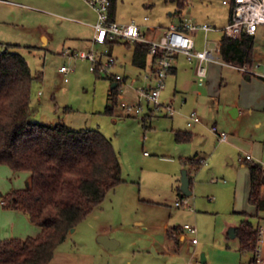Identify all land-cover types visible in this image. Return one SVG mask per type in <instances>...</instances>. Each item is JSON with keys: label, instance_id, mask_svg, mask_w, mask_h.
<instances>
[{"label": "rangeland", "instance_id": "1", "mask_svg": "<svg viewBox=\"0 0 264 264\" xmlns=\"http://www.w3.org/2000/svg\"><path fill=\"white\" fill-rule=\"evenodd\" d=\"M18 1L22 3L0 0V43L16 45L14 50L25 58L32 75L40 76L31 85V120L61 123L74 130L98 129L111 139L126 179L121 186L109 190L103 201L67 233L48 264H176L178 260L165 254L170 252L166 247L169 242L161 224L169 217L172 218L169 224L194 226L199 246L207 242L213 247L220 246L222 233L215 235L213 225L219 227L223 215L227 221L238 217L232 213V185L238 167H243L239 157L244 156L245 147L262 145L260 161L253 160L264 167V111L234 116L230 112L232 107L222 103L226 99L220 98L237 94V86L221 88L215 94L206 88L207 76L202 86H198L191 69L196 61L191 63L179 55L177 73L167 75L160 95V101L171 103L175 112L166 115L155 111L146 124L142 123L147 109L145 102H142L144 113L136 116L124 114L118 102L121 99L137 102L138 88L147 83L142 79L146 68L131 64L133 42L119 41L113 44L111 52L124 65L115 64L109 72L119 74L124 81L120 85L121 95L113 104L114 112L108 113L106 107L113 103L109 97L110 80L105 77L109 72L96 75L89 60L73 54L90 49L100 53L106 49L104 44L90 41L92 27L80 23L73 13L55 3L48 6L36 0ZM230 3L231 0H186L181 5L179 0H116L114 15L118 23L134 20L141 24L146 16L145 24L163 31L171 22L189 18L196 23L222 27L229 20ZM44 6L49 8L43 9ZM215 35L209 33L207 38ZM203 36L201 32L195 36L196 49L203 48ZM254 37V56L261 64L255 67V60L251 68L264 72V24L258 25ZM61 65L70 68L67 75L59 71ZM194 110L202 123L188 128L185 117ZM172 121L176 128L185 127L195 133L190 142L180 144V155L171 149ZM213 125L224 131L229 140L219 142L209 130ZM234 143L240 146L239 151ZM196 152L203 155L205 162H201L198 170L189 171L193 191L184 197L192 208L190 211L188 206L174 205L180 197L175 187L187 167L182 160ZM242 170L238 171L240 177ZM29 175V171H14L0 164V240L35 236L39 232L25 213L2 203L8 193L26 186ZM237 195L240 201L248 202L242 189ZM197 213L202 214L196 218ZM185 234L186 240H190L192 236L186 231ZM100 235L109 236L117 245L112 247L110 243L108 247L101 242ZM161 242H167L166 248L159 249L164 254L157 256L152 246L160 247ZM198 245L192 251L187 250L186 262L192 256L195 264H200V255L207 249L200 250ZM241 260L246 263L243 257Z\"/></svg>", "mask_w": 264, "mask_h": 264}, {"label": "trees", "instance_id": "2", "mask_svg": "<svg viewBox=\"0 0 264 264\" xmlns=\"http://www.w3.org/2000/svg\"><path fill=\"white\" fill-rule=\"evenodd\" d=\"M186 0H179L183 5ZM116 0H110L113 19ZM255 34L238 38L222 35L219 56L236 66H252ZM130 41L115 38L111 43ZM16 45L0 43V164L14 171H29L23 189H15L2 200L4 206L20 210L39 227L35 236L0 240V264H48L67 233L98 206L105 194L123 181L118 154L110 139L98 129L74 130L61 123L31 120V85L35 78ZM133 63L146 68L148 47L133 42ZM100 75L98 70H94ZM246 76L249 73L243 72ZM116 86L106 112L117 103ZM145 119V117L143 118ZM191 133L176 131L175 140L186 142ZM184 166L198 170L199 158H184ZM248 201L264 210V167L248 162ZM183 196V195H182ZM241 250L254 253L258 227L243 219L234 229ZM203 264H206L205 262ZM252 264V263H250Z\"/></svg>", "mask_w": 264, "mask_h": 264}, {"label": "crops", "instance_id": "3", "mask_svg": "<svg viewBox=\"0 0 264 264\" xmlns=\"http://www.w3.org/2000/svg\"><path fill=\"white\" fill-rule=\"evenodd\" d=\"M4 1L10 2L13 4H19V5L22 3V2H19L18 0H4ZM36 1H38V3H43L44 5H48V6L51 4L53 5V3H55V5L60 7V8H66L70 13H73L75 15V19H77V21H79L80 23L83 22L86 25H89L92 27L93 32L90 36L91 37L90 41L92 40V35L94 33L93 24L96 20V14H95L94 10L86 3L85 0H36ZM48 6H44L43 9L49 8ZM144 17H146V16H144ZM144 17H143V21L145 22L147 20V18L145 19ZM113 20L116 21L115 15L113 16ZM130 21H134V20H130ZM130 21H128V22H130ZM184 21H190L192 23H196V22H193L190 18L184 19V20L182 19L176 23H173V22H171V23L181 24ZM134 22H136V21H134ZM144 22H142V24L139 22L138 23L136 22V23L139 25L140 30L148 38L154 39V38L158 37L163 32V30L156 29V26L147 25ZM196 24H200V23H196ZM210 26L212 27V29L209 30L207 32V34L201 29H197V30H194L191 32L194 39H195V36L197 35L198 32H201L204 34L203 39H202V45H203L202 47H204L205 34H206V36H208L209 33H216V35L214 37H212L211 39H208L209 44L211 46L215 43H219L220 38L223 35L222 34L220 36L219 33L221 32V29L224 26H222V27H218L216 25H210ZM256 32H257V30H256ZM42 35H44L43 37L45 38V40H47L48 36L46 35V33L44 32V33H42ZM114 43H111L110 41H108L105 44V46H106V48H108V51L110 54H112L111 50L113 48ZM199 45L201 46V43ZM179 55L185 56L182 53L174 54L173 66H172L169 74L174 75L177 73L178 67L176 65H177V57ZM133 56H134V47L132 48V51H131V64L133 66L139 68L138 66H136L133 63ZM255 60H256V58L254 56L253 62ZM190 62L192 63V61H190ZM256 64H258V66H260L261 63L259 60H256ZM256 64H255V67H258V66H256ZM123 65H124V62H122L121 60L117 61V66L122 67ZM206 66H208V69H207V77L208 78H207V84H206V88L208 89V91L214 90L213 93L216 94V92H217V94H218V92L221 88L234 89V87L237 86V94L236 93L233 94L235 96H233V95L228 96L226 94L227 95L226 97L220 98V99H226L222 103H223V105L226 104V105L232 107L230 112H232V114L234 116L241 117V116L250 114L254 111H257V110L258 111H264V76L261 75V74H264V72L254 71L253 72L254 74H250V75L246 76L241 70H239L237 68L236 65L226 63V62L222 61L221 58L219 61H209V62L205 63V67ZM250 67H253V66H250ZM180 68L182 70L184 68V66H181ZM139 69H144V68H139ZM191 69H192L193 77L196 78L197 85L202 86V85H199L197 82V77L195 74V68L192 67ZM105 77L109 78V80H110V89H109V92H110L111 88L114 87V83H116V82L113 80L111 75H106ZM196 94L199 95L200 90L197 91ZM137 97H138V94H137ZM228 101H230V102H228ZM113 112H114V109L112 110V113ZM150 119H151V116H146L145 119H143V118L141 119V122L145 123V122L149 121ZM187 120H188V117L187 118L185 117V125L188 128L192 127L194 124L202 123V120L200 118V122H196V123H193L191 126H188ZM173 125H174V121H172V123H171V129H170L171 133L169 134V138L171 137L170 140H171V144H172L171 149H173V151L175 152L176 155H180L179 153H181V151H182L180 144L190 142L191 139L193 138V136H195V133L191 129H187L185 127L182 129L176 128ZM192 129H196V128H192ZM209 130L212 131L211 127ZM176 131H185L187 133H191L192 138L186 142H177L175 140V132ZM212 132L215 133L217 140L219 142H226L229 140V137L227 134H226L227 137L225 140L219 139V137H218L219 134L221 132H224V131H218V129H217L216 132H214V131H212ZM110 141H111V139H110ZM233 145L238 146L237 143L236 144L234 143ZM239 147L240 146H238V151H239V149H241ZM245 148L246 149H244V153H245L244 156L239 157V160L242 161V163H243L242 164L243 167H241V168L238 167V169H237L238 171H239V169H243L241 172V177L238 175V171H237V176H234V182L232 185L233 193H234L233 202H232L233 203L232 204L233 205V208H232L233 212L232 213L237 214L238 217H234L233 220L227 221L226 220L227 217H225L223 215L222 216L223 218H220L219 227H216L215 224L213 225V231H214L215 235L222 233L221 238H222L223 243L221 245L219 244L220 246H217V247H213V246L209 245L208 242L204 245L201 244L199 246L198 245L199 241L197 240V243L193 244L190 242L189 239H188V241L186 240L185 231L181 229V226H179L178 224H169V223H171L170 221L172 219L171 217H169L165 222H163V224H161V226L165 228L164 234H165V237L168 238L169 245L167 242H163V243L161 242L160 247H157L154 244L152 246V250L157 256L164 254V252L160 251L159 249L162 250V249L167 247L168 250L170 251V252L165 251L166 252L165 254L167 256H169L170 258L173 257L174 260L175 259L178 260V263H176V264H186L185 258H186V255L188 253L187 250L192 251L195 248H197V247H195V245H198L199 247H201V248H199L200 250L207 249L206 251H204L206 264H243V262H241L242 257H243V259L246 260V263H244V264H250L251 263L253 253L245 251V250H241L240 243L234 234V229L239 224V222L241 220L247 219V218L250 219V221H252L255 226H257V227L263 226L264 227V210L257 211L255 205L251 204L249 201L248 202H244L242 200L240 201L237 193L239 192L240 189H242V193L244 194V192H246V197L248 199L250 181H249V170H248L247 163L248 162H254L253 159L260 161V159L262 157V145H260V147H258V148H257V146H248ZM248 153H250L251 157H252V160H250V161L244 159L245 155ZM192 157L204 158L203 155L198 153V152H196L194 155H192ZM187 158H190V157H187ZM244 166L246 167L247 171H246V169H244ZM185 169L187 170V175L189 178V190H190L189 195H191L192 191H193V182H192V179L190 177L189 171L192 170L193 168L190 166H187V167H185ZM125 181H126V179L123 177V181H121L120 183L115 185L116 187H114V188L121 186V183H124ZM221 182L225 183L224 180ZM114 188H112V189H114ZM175 192H176V195H178L180 197H182V195L185 196L180 189V184L175 187ZM186 196H188V195H186ZM174 205H175V202H174ZM175 206L176 207H182V208L188 206L187 209L190 211L192 210L191 207L189 206V203H187V205H181V206L175 205ZM201 214L197 213L196 218ZM253 218H254V220H253ZM205 219H206V217H205ZM39 230L40 229L38 227V231ZM101 236L102 235H100L99 238ZM103 236H105L107 238V240H106L108 242L107 246L110 243H112V245H113L112 247H115L117 245L118 242L115 241L114 239H111L107 235H103ZM205 236H206V234H205ZM165 243H167L166 247L164 246ZM171 251H173V252H171ZM207 259H209L208 260L209 262H207ZM171 264H173V263H171Z\"/></svg>", "mask_w": 264, "mask_h": 264}, {"label": "built area", "instance_id": "4", "mask_svg": "<svg viewBox=\"0 0 264 264\" xmlns=\"http://www.w3.org/2000/svg\"><path fill=\"white\" fill-rule=\"evenodd\" d=\"M86 3L94 10L96 20L93 24L94 33L92 42L98 44H106L115 38L127 40L131 42L144 43L148 47V61L146 72L142 76L146 80V85L138 88L137 102H129L124 99L119 100V107L126 115H140L144 113L143 104L147 105L146 112L142 118L152 116L155 111L163 112L166 115H172L175 112L171 103L160 101L161 91L165 87V79L173 66V56L176 53L185 55L188 61H196L195 74L197 82L202 85L207 76L205 63L209 61H219V43L210 45L206 36L207 32L212 29L209 24H196L190 21H184L181 24H169L168 27L156 38H148L141 30L139 25L134 22H122L110 18L109 7L110 0H85ZM230 15L228 22L221 29L223 35L230 38H238L243 33L254 34L258 25L264 24V0H231ZM145 19L147 17H144ZM201 29L206 34L204 37V47L202 49L195 48V41L192 31ZM76 57L87 59L91 62L92 70H98L100 73H108L109 69L117 64V59L109 53L108 48L103 52L95 53L91 49L88 51H79L73 53ZM258 66V64H256ZM242 72L254 74L251 67L247 65L237 66ZM70 68L61 65L59 71L67 75ZM113 80L116 82V96L121 95V82L124 79L119 74L109 72ZM264 76V74H261ZM68 80L67 77L64 78ZM187 125L200 122L197 112L191 111L188 114ZM211 130L216 132L215 125L211 126ZM220 140H225L227 135L224 132L219 134ZM245 160H252L250 154H246ZM200 162H205L204 158H199ZM187 199L182 196L177 198L175 205H187ZM192 209V208H191ZM182 230L188 232L192 237L190 242L197 243L196 228L185 223ZM196 261L191 256L186 264H195ZM198 263H200V258ZM252 264H264V227L258 226V239L255 247Z\"/></svg>", "mask_w": 264, "mask_h": 264}, {"label": "water", "instance_id": "5", "mask_svg": "<svg viewBox=\"0 0 264 264\" xmlns=\"http://www.w3.org/2000/svg\"><path fill=\"white\" fill-rule=\"evenodd\" d=\"M116 85V83H114V86ZM180 189L182 191V193L184 195H189L190 194V190H189V178L187 175V170L183 169L181 172V177H180ZM70 231H73V228L70 229ZM100 240L107 245V238L105 236H101ZM205 262V255L204 253H201L200 255V263L203 264Z\"/></svg>", "mask_w": 264, "mask_h": 264}]
</instances>
